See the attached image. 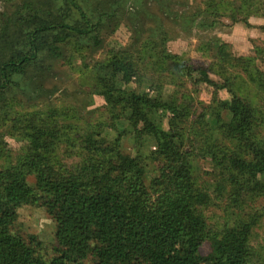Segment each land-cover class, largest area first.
<instances>
[{
	"label": "trees",
	"instance_id": "1",
	"mask_svg": "<svg viewBox=\"0 0 264 264\" xmlns=\"http://www.w3.org/2000/svg\"><path fill=\"white\" fill-rule=\"evenodd\" d=\"M235 1L206 0L207 17L216 22L226 11L235 22H247L251 14H264V0ZM90 12L77 0H23L0 19V101L14 98L21 82L48 75L63 57V45L88 36L100 44L101 20L92 18L95 9ZM218 52L219 60L206 68L163 50L154 55L149 75L141 74L148 55L135 56L127 50H112L94 64L93 86L105 98L112 119L121 109L127 113V125L117 140L121 133L133 136L138 145L147 137L155 140L150 158L160 166L151 185L146 183L140 155L110 145L83 146L82 160L67 167L55 157L53 145L59 137L51 126L39 122L41 112L13 118V133L27 144L16 163L8 160L0 167V264H84L86 260L93 264H257L250 238L258 217L212 228L201 209L211 197L198 184L190 162L192 156L201 155L229 172L238 199L244 192L264 194L263 117L248 89L252 81L264 91V72L256 64L257 57L235 55L224 41ZM229 61L232 68L226 64ZM211 71L222 81L213 80ZM195 73L213 87L212 103L200 115L210 138L204 146L188 149L183 135L159 124L156 114L169 110L178 124L188 119L190 106L166 100L162 81ZM138 75L154 87V95L151 90L127 88ZM150 76L158 81L149 83ZM221 90L229 97L220 98ZM101 131L98 128V134ZM220 133L224 138L232 134L235 146L216 143ZM111 155L116 160L101 158ZM29 175H34V185ZM24 205L43 207L55 222L51 257L42 252V241L34 234L25 236L15 230L18 210ZM204 244L209 246L207 253L201 251Z\"/></svg>",
	"mask_w": 264,
	"mask_h": 264
},
{
	"label": "rangeland",
	"instance_id": "2",
	"mask_svg": "<svg viewBox=\"0 0 264 264\" xmlns=\"http://www.w3.org/2000/svg\"><path fill=\"white\" fill-rule=\"evenodd\" d=\"M22 1L0 0V19L3 21ZM77 3L89 15L90 10L97 11L92 18L94 21L101 20V30L97 35L102 42L95 44L88 36L63 45V57L54 62L53 70L48 75L37 81L21 82L14 98L0 101V145L4 148L0 167L8 160L16 163L27 144L26 139L13 133V118L39 111V122L51 126L57 132L59 141L53 145L54 154L65 166L73 167L82 160L86 152L83 146H116L133 156L140 155L146 170V183L151 185L160 166L159 161L150 158L156 145L154 138H144L142 145H138L133 136L121 133L117 140V135L127 125V113L121 109L118 116L112 119L105 98L93 86L91 70L94 64L107 58L112 50H127L135 56L148 55L143 62L146 68L142 69L141 74L149 75L154 55L163 50L178 54L187 64L207 68L219 60V44L224 41L235 55L257 57L256 64L264 72V52L263 59L259 57L261 50H264V14H251L247 22L240 19L235 22L223 11L213 22V18L206 14V0H77ZM226 64L231 67L230 61ZM166 65L170 66L169 63ZM208 73L213 80L222 81L216 72ZM200 78L195 73L193 77L180 75L178 79L168 77L162 81L166 100L190 106L188 119L178 124L179 121L175 116L173 118L174 114L169 110H160L156 114L159 124L183 135L188 149L190 146L202 147L206 139L210 138L209 131L200 122L203 118L200 115L212 103L213 87ZM152 81L157 82V77L150 76L148 82ZM123 82L121 80L120 83ZM126 86L139 91L151 90V94H155L152 91L154 87L150 88L151 84L144 81L142 75ZM248 87L250 98L261 106L263 122L260 126L264 136V91H260L252 81H249ZM219 97L227 98L229 95L226 90H221ZM224 115L229 119L231 117L227 112ZM207 120L210 118L207 117ZM210 124L208 127L212 129L213 124ZM100 127L102 131L98 134ZM219 136L225 135L220 133ZM233 137L230 134L228 138L221 137L215 142L233 148L236 142ZM196 150L197 154L201 153ZM101 158L116 160L115 155ZM190 162L198 184L211 197V202L201 209L212 228L221 227L226 222L232 223L238 218L258 217L250 244L255 252L254 262L264 264V215H261L264 194L244 192L238 199L235 188L229 183V172L222 171L210 158L201 155L192 156ZM28 180L30 185H34V175H29ZM14 228L25 236L34 234L42 241V252L47 257L53 255L55 222L43 207H20ZM208 250L207 244L201 248L203 253ZM84 264L93 263L86 260Z\"/></svg>",
	"mask_w": 264,
	"mask_h": 264
}]
</instances>
